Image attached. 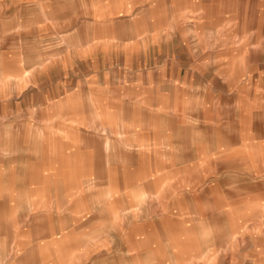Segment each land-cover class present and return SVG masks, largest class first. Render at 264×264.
Listing matches in <instances>:
<instances>
[{
  "label": "crops",
  "instance_id": "obj_1",
  "mask_svg": "<svg viewBox=\"0 0 264 264\" xmlns=\"http://www.w3.org/2000/svg\"><path fill=\"white\" fill-rule=\"evenodd\" d=\"M0 264H264V0H0Z\"/></svg>",
  "mask_w": 264,
  "mask_h": 264
}]
</instances>
